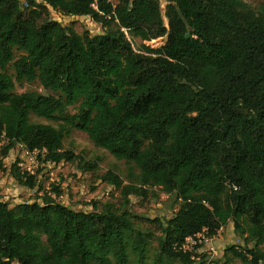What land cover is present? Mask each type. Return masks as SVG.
I'll return each instance as SVG.
<instances>
[{
  "label": "trees",
  "instance_id": "1",
  "mask_svg": "<svg viewBox=\"0 0 264 264\" xmlns=\"http://www.w3.org/2000/svg\"><path fill=\"white\" fill-rule=\"evenodd\" d=\"M166 1L162 12L158 0H0V169L20 146L43 164L95 174L100 159L64 147L78 131L139 171L137 186L113 171L99 176L120 192L119 207L91 201V212H78L43 195L10 208L0 199V264H148L152 235L128 207L154 189L177 210L152 221L160 235L151 264H264V0L258 9ZM50 11L90 18L102 32L79 35ZM160 38L158 49L145 44ZM15 82L43 91L18 94ZM6 172L21 188L37 186L17 165ZM229 223L242 247L209 262L196 237L212 242Z\"/></svg>",
  "mask_w": 264,
  "mask_h": 264
},
{
  "label": "rangeland",
  "instance_id": "2",
  "mask_svg": "<svg viewBox=\"0 0 264 264\" xmlns=\"http://www.w3.org/2000/svg\"><path fill=\"white\" fill-rule=\"evenodd\" d=\"M40 1V0H37ZM162 12L168 4L166 0H158ZM252 9H258L263 0H242ZM49 19L59 22L64 27H71L77 34L88 32L94 36L101 34L102 28L99 24L94 23L90 18H66L60 14L50 11ZM134 49L140 44L138 39H132ZM147 46L158 49L165 44V38H160L148 43ZM19 56L15 53V57ZM15 58V59H16ZM6 73L15 78L12 64L7 67ZM42 87L38 82L28 83L15 82V92L18 94L26 92L42 93ZM72 114L73 110L70 109ZM31 122L47 123L42 119L31 117ZM4 142L0 143V147ZM64 147L66 150L73 151L76 155L83 156L87 161L100 159L99 170L95 174L81 172L75 165L61 163L58 165L43 164L38 158L37 153H27L22 147L16 146L8 156L3 159V169H0V199L8 204L10 208L22 203H32L37 201L38 197L43 195L51 196L56 203L61 204L73 211L91 212L92 209L88 204L93 201L100 204L113 203L116 207L121 206L123 200L120 192L113 187L108 186L99 181V176L107 171H113L121 179L124 184L138 185L139 171L133 166L126 164L124 161L115 160L108 152L97 148L88 139L83 132L73 131L65 140ZM11 165H17L22 171L29 172L37 178V186L34 190H28L19 187L16 182L6 172ZM131 171V176L129 173ZM53 188H57L59 196L54 192ZM40 202V200H38ZM128 209L132 213L131 220L136 227L148 231L152 235L150 244L148 245V264H151L157 251L160 235L159 228L156 223H152L155 219H169L177 210V205L173 198L165 195L159 189L149 190L145 198L129 197ZM193 243H189L186 249H190ZM229 246L242 247V243L238 240L233 232V224L229 223L226 227L220 229L217 236L207 246H203L202 252L206 255L209 262L219 260L223 261L225 248ZM229 255V254H228ZM235 264H241L235 261ZM131 264H136L132 259Z\"/></svg>",
  "mask_w": 264,
  "mask_h": 264
},
{
  "label": "built area",
  "instance_id": "3",
  "mask_svg": "<svg viewBox=\"0 0 264 264\" xmlns=\"http://www.w3.org/2000/svg\"><path fill=\"white\" fill-rule=\"evenodd\" d=\"M196 239H200V240H203L204 243H206V245H209V243H211V240L210 239H207L205 238L204 236L202 235H199L196 237ZM186 243L189 244V243H195L192 239H186ZM200 243V241H199Z\"/></svg>",
  "mask_w": 264,
  "mask_h": 264
}]
</instances>
